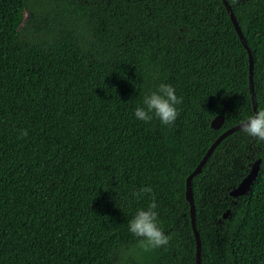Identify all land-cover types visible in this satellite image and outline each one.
<instances>
[{"label": "trees", "instance_id": "1", "mask_svg": "<svg viewBox=\"0 0 264 264\" xmlns=\"http://www.w3.org/2000/svg\"><path fill=\"white\" fill-rule=\"evenodd\" d=\"M227 1L258 111L264 0ZM161 83L183 97L177 119L137 120ZM254 113L222 0H0V264H196L186 177ZM258 158L247 193L230 196ZM144 186L171 237L147 252L128 230ZM192 192L201 264H264V142L227 135Z\"/></svg>", "mask_w": 264, "mask_h": 264}, {"label": "clouds", "instance_id": "2", "mask_svg": "<svg viewBox=\"0 0 264 264\" xmlns=\"http://www.w3.org/2000/svg\"><path fill=\"white\" fill-rule=\"evenodd\" d=\"M183 102L182 96H177L174 87L161 83L156 90L146 93L142 100L143 106L134 109L137 120L150 122L154 117L163 125H172L179 112L176 105ZM241 130L250 137L264 142V109L248 115L241 122ZM27 130L22 129L20 136H27ZM145 194H151L146 208H138L128 220L129 232L137 238V247L143 251H151L168 245L171 237L166 235L158 223V205L151 186L140 187L132 192L137 200Z\"/></svg>", "mask_w": 264, "mask_h": 264}, {"label": "water", "instance_id": "3", "mask_svg": "<svg viewBox=\"0 0 264 264\" xmlns=\"http://www.w3.org/2000/svg\"><path fill=\"white\" fill-rule=\"evenodd\" d=\"M222 2H223V4H224V6H225V8H226V10L230 16V19L233 23V26H234L242 44L244 45V47L247 49V52H248L249 89H250L253 109H254V112H256L257 111V109H256L257 103H256L254 86H253V79H252V77H253L252 53L248 47V44L246 43L244 35H243L241 28H240V26L236 20V17L232 11L231 6L229 5L227 0H222ZM222 122H223V115L219 114L212 119L211 126L215 129L219 128L221 126ZM238 129H241V122L227 128L222 133H220L217 136V138L208 147L205 154L202 156L201 160L198 162V164L195 166V168L186 177L185 197L188 200L189 205H190V207H189L190 208V221H191V227H192L194 237H195V241H196V264H201V262H200V245L201 244H200V236H199L198 230L196 228V223H195V206H194L193 192H192V178L195 174H197L201 170L202 166L205 164L208 157L214 151L216 146L222 141V139L225 138L227 135L231 134L232 132L238 130ZM260 161H261V159L258 158L252 163L249 172L240 180V182L237 184L236 187H234L233 189H231L229 191L230 196L237 197V196H241V195H244L245 193H247L251 184L253 183V181L255 180V178L258 174V171L260 168ZM228 214H229V209H227L223 213V217L226 218Z\"/></svg>", "mask_w": 264, "mask_h": 264}]
</instances>
